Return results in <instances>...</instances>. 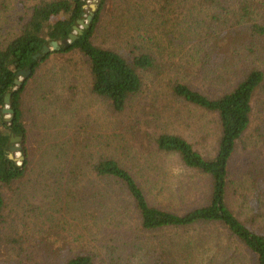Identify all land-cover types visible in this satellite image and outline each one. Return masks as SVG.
<instances>
[{
    "label": "rangeland",
    "instance_id": "1",
    "mask_svg": "<svg viewBox=\"0 0 264 264\" xmlns=\"http://www.w3.org/2000/svg\"><path fill=\"white\" fill-rule=\"evenodd\" d=\"M41 1L53 0H0V48L21 33ZM99 2L89 1L85 24ZM91 6H96L95 12ZM101 20L94 39L97 46L126 59L150 54L163 67L158 77L141 75L142 93L117 113L92 93L88 67L79 52L51 55L26 87L24 111L34 118L27 125L33 175L26 180L34 185L41 166L77 159L72 147L75 133L82 134L86 127L95 141L113 136L115 147L108 150H117L118 159L140 176L144 190L153 193L151 203L185 215L207 202L212 178L191 172L177 156L160 154L154 141L163 133L176 134L210 158L217 151L220 124L217 115L174 97L172 89L184 84L219 98L245 73L264 72V35L248 32L252 24L264 26V0H106ZM139 124L147 145L134 139ZM14 147H20L18 142ZM97 151L106 149L92 150ZM12 154L21 161L20 152ZM45 173L36 178L38 191L33 187L29 195L2 190L6 202L0 264H63L81 254L96 264H256L220 224L145 232L120 187L111 182L95 189L89 185L77 201L64 188L50 199L57 186L47 181ZM229 197L239 219L264 232V88L255 97L250 130L232 161Z\"/></svg>",
    "mask_w": 264,
    "mask_h": 264
},
{
    "label": "trees",
    "instance_id": "2",
    "mask_svg": "<svg viewBox=\"0 0 264 264\" xmlns=\"http://www.w3.org/2000/svg\"><path fill=\"white\" fill-rule=\"evenodd\" d=\"M89 1H41L33 8L32 15L23 26L21 33L6 47L0 48V224L4 222L3 212L6 202L3 188L17 190L23 196L28 191L29 195L33 187L35 191H38L36 178L40 179L41 173L46 172L44 176L47 181L57 186L50 199L55 193L65 188L67 193L69 192L68 196L73 201H77L78 197L89 189V185L95 189L99 183L111 182L114 186L125 190L129 196L143 231L182 230L201 224H220L250 252L256 264H264V232L256 231L243 223L232 209L229 200L232 161L239 142L250 130L254 117L255 97L264 88V72L260 69L245 73L230 92L219 98L208 97L184 84H176L173 87L174 97L207 113L217 115L220 124L217 151L210 158L203 156L186 138L176 134L163 133L154 141L160 154L177 156L178 160L191 172L212 178L213 190L207 202L185 215L175 214L151 203L149 196H153V193L144 190L140 183V176L134 173L126 163L127 161L118 159L115 153L117 150L114 152L108 150L115 147V139H111L113 136H108V139L100 136V141H95V137L84 130L87 129L86 127L83 128L82 134L79 130L75 133L72 147L77 150V159L75 156L71 161L68 157L67 161H58L57 165L52 162L49 165L54 166L46 165L44 168L41 166L39 174L34 176L36 180L35 183L33 182L34 185L26 180L32 173L30 164L32 151L27 143L29 139L27 125L34 120L24 111L26 87L29 79L36 75L41 65L51 55L79 52L88 67L92 93L108 101L117 113H123L129 101L142 93L141 75L151 74L158 77V72L163 67L150 54L126 59L115 51L95 44L94 39L102 21L106 0H100L99 8L94 13L89 27L84 28L82 34H77V38L72 41L70 36L74 33V27L79 26L78 22L85 20ZM244 12H248L246 14L248 16L251 12L250 8L245 9ZM249 31L252 36H262L264 26L252 24L248 28ZM54 42L58 43L56 50H52ZM64 42L67 43L64 44ZM45 47H49L51 51L43 55ZM30 71L31 74L28 77L20 74ZM18 80L21 81L20 85L16 84ZM8 96H10V103L7 105ZM7 106L13 111L12 114L3 113ZM8 116L10 119L7 118ZM141 129L139 124L134 131V139L147 145L149 141L146 142L145 134ZM13 137L21 138L18 144L24 158L22 161H15L9 157L14 147V143L11 142ZM81 137L84 139L83 144ZM69 139L63 143V148ZM42 146H44L43 143ZM58 146L62 148V143H58ZM102 148L106 151L92 152ZM107 150L110 154H107ZM114 186L111 187L110 184V188L116 192ZM31 195L36 198L35 193ZM63 264L96 263L91 256L81 254ZM152 264L166 263L157 261Z\"/></svg>",
    "mask_w": 264,
    "mask_h": 264
},
{
    "label": "water",
    "instance_id": "3",
    "mask_svg": "<svg viewBox=\"0 0 264 264\" xmlns=\"http://www.w3.org/2000/svg\"><path fill=\"white\" fill-rule=\"evenodd\" d=\"M91 9L93 10V12H95L96 11V6H91ZM94 15V14H93ZM93 20V16H90L89 17V19H88V24H85V22L83 21V20H81V21H79L78 22V24L79 25H83L84 26V28H88L89 27V23H91V21ZM75 31H77L78 32V34H82V30L79 28V27H74V33L70 36L71 37V39H72V41L73 40H75L76 38H77V34H75ZM67 42H64V44H66ZM58 48V43H56V42H54L53 44H52V50H56ZM51 51V49L49 48V47H45L44 48V51H43V55H46V54H48L49 52ZM40 56V55H39ZM21 75H24L25 77H28L30 74H31V71L30 72H21L20 73ZM16 84L17 85H20L21 84V81L20 80H18V81H16ZM10 103V96H8L7 98H6V104L8 105ZM3 113L4 114H12L13 113V111L11 110V109H9V107L7 106L5 109H4V111H3ZM11 142L12 143H16V142H21V138H12L11 139ZM21 151V147H13L12 149H11V152L12 153H19ZM10 159H12V160H15V161H17V159H15L14 158V156H13V154H10ZM24 158L22 157V158H20V160L22 161Z\"/></svg>",
    "mask_w": 264,
    "mask_h": 264
}]
</instances>
